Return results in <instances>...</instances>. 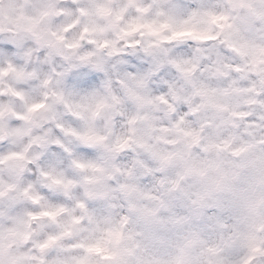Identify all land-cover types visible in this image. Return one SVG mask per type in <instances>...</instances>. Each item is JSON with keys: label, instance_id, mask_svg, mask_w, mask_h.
Wrapping results in <instances>:
<instances>
[{"label": "clouds", "instance_id": "9594fccd", "mask_svg": "<svg viewBox=\"0 0 264 264\" xmlns=\"http://www.w3.org/2000/svg\"><path fill=\"white\" fill-rule=\"evenodd\" d=\"M0 264H264V0H0Z\"/></svg>", "mask_w": 264, "mask_h": 264}]
</instances>
